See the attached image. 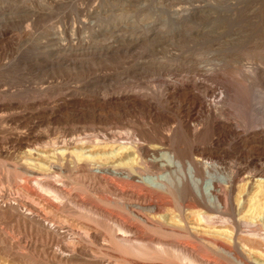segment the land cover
I'll return each instance as SVG.
<instances>
[{
  "label": "rangeland",
  "instance_id": "rangeland-1",
  "mask_svg": "<svg viewBox=\"0 0 264 264\" xmlns=\"http://www.w3.org/2000/svg\"><path fill=\"white\" fill-rule=\"evenodd\" d=\"M188 78L214 84L225 95L220 107L227 123L220 130L208 125L201 139L178 127L190 119L184 110L189 89L170 99V106L164 103L172 108L168 118L149 115L144 104L130 99L141 94L158 102L153 95L162 92L165 80ZM119 134L122 140L114 142ZM165 134L173 139L172 149L187 153L186 159L207 156L221 174H237L233 187L220 185V201L225 203L230 192L233 200L227 222L216 224L215 230L222 231L220 247L247 263L249 256L264 260L263 240L242 225L258 224L264 233V208L258 219L247 211L249 178L264 180V0H0L1 200L43 208L41 219L64 231L62 239L51 242L52 234L48 238L36 224L0 212V264H23L15 257L18 252L36 264H188L196 258L233 264L196 240L163 237L131 217L140 213L150 221L159 219L135 205L159 204L160 214L170 217L177 206L150 186L147 171H142L145 181L131 179L128 166L105 169L104 162L114 161L122 147L160 145ZM49 156L59 160L54 164L60 171L48 167ZM25 161L30 167L36 163L34 170L41 164L55 171L37 181L32 168L24 169ZM161 172L157 166L150 169V174ZM48 184L59 194L47 190ZM116 223L135 226L136 235L130 241L116 239ZM85 228L99 231L101 238L89 237ZM70 238L74 250L67 244ZM159 242L171 250L137 253L140 243ZM62 253L68 259H61Z\"/></svg>",
  "mask_w": 264,
  "mask_h": 264
},
{
  "label": "bare ground",
  "instance_id": "bare-ground-1",
  "mask_svg": "<svg viewBox=\"0 0 264 264\" xmlns=\"http://www.w3.org/2000/svg\"><path fill=\"white\" fill-rule=\"evenodd\" d=\"M163 89H164V91H163ZM183 89H189L188 94L187 95L185 94L187 96V97L185 96V98H186L185 100H189V103H187L184 110H185V113L187 115V119L188 118L191 119V123L188 122V120H190V119H188V120H185L186 122L184 121L185 122V123H183L184 125L182 124L181 126H178L182 131L186 132L193 139H197L200 137V135L202 133H205V132H203V130L207 129V127H209L208 125L213 126V128H215V129L220 130V128H221L220 124L222 125V123H227V122H225L226 120L222 119V117H221L224 115L225 110H224V108L220 107V104L223 103L225 95L223 93L222 94L217 93L216 92V85H214V84H208L207 82H205L203 80H198V79H193V78L192 79L188 78V79H184V80H182V79L171 80L170 79V80H165L163 82V88H162L161 93L158 92L159 94H157L155 92L156 95L155 94L154 95L152 94V95H153V98H155V100L156 99L158 100V102L160 101L163 104L164 103L169 104L170 99L175 100V98H177V96L180 93H182ZM190 89L191 90L196 89L199 91L201 89H203L202 90L203 93H193L195 90L192 92ZM203 94H204V96H201ZM207 96H209L210 98H207ZM130 99L132 101L144 104L145 107L147 108V111H148L147 113L149 115L154 114V116L155 115H157V116L161 115L162 116V115H165L166 113H169V111H172L171 107H170L171 109H168L171 103L169 104V106L168 105L165 106L166 104H164V107H163V106H160L157 101H156L157 103L156 102L153 103L151 98L149 99L148 96H145V95H143V96L141 94L139 96L133 95L130 97ZM115 100H117V99H115ZM103 101H104L103 103H107V100H103ZM172 102H173V100H172ZM181 105H179V107ZM180 108H182V107H180ZM176 111H177V109H176ZM166 116H167V114H166ZM166 116H164V117H166ZM168 116H167V118H168ZM182 122H179V123H182ZM172 125H174V124H172ZM175 127H176V125H175ZM169 128L172 130L171 127H169ZM175 130H176V128H174V130H172V131H175ZM176 131H175V133H176ZM129 134L130 133H128L127 137L131 138V136H129ZM115 135H117V134H115ZM165 135H167V134H165ZM125 137L126 136H124V138ZM162 138L160 139V141L158 140L160 145H158V144L152 145V143H151V145L150 144L147 145V144H140L137 142L139 145L138 144L136 146L134 145L135 149H133L131 147H122L120 152H119L120 156H118L114 161H112L110 163L107 161H106L107 163L103 161L106 164V165L103 164L105 166V169L106 168L111 169L114 167L117 168L116 166H119V167L120 166L121 167L128 166V168L130 167V169L132 170V173L130 175L131 179H134V178L139 176L140 179L146 181L147 177L142 174V171L143 172L147 171L148 175H150V177H148L149 178L148 180H150V181H148L150 183V186L162 192V194H163L162 196H164L163 200H165V197H166L167 199L172 198V200L177 202V206L175 208L173 207L174 210H173V214L171 217L168 214H166V212H164V214H166V215H164L162 212L160 214L161 210L158 211V209L159 208L162 209V208H161V205H159V204H155L152 206H146V207L145 206L142 207V206H138V205L134 206L137 209H141L142 211L149 213V215L151 214L153 216H158L159 219L156 218V220H158V221H156L153 218L156 222L152 221V219L150 221L148 218H146V216L145 217H142V215L139 216L140 213L132 214L131 211L130 212L128 211L129 213H131L133 215V216L131 215V217L132 218L134 217L135 219L140 221L141 224H143L144 226L150 227V229L152 228L154 231H156L157 234L159 233V234L163 235V237H167V238L168 237H170V238L171 237H176V238L182 237V238L189 239V240L190 239L196 240V241L202 243L207 248H209L211 251H214L216 254L218 253V254L224 255V257H226L230 263H233V264H264V260L262 258L253 257L252 259H250V256H249L250 254L249 255L247 254L249 256V259H250V260L248 259L249 263H247L243 259H241V258L239 259L238 255L235 256V254L232 251L227 250L223 247H220V239H221L220 234L222 233V231L221 230H215V229L217 228L216 226L218 224H219L218 226H220V223L224 224L227 222V219L225 218L226 217L225 216L226 211L233 204L231 192L229 193L230 197L228 196L229 198H228V200L225 201V203H222L220 201V185H224L225 187H230V186L233 187V182H234L237 174H234L233 176L221 174L219 171L218 165H216L215 163H211L210 161H207V156H206V160H204V158H202L201 156H199V158H197V159H194V157L192 158V155H190L191 156L190 159H186L185 156L187 153H182V152H180V150L176 151V150H174V148L173 149L171 148V146L172 147H174V146L172 145V142H171L172 138H171L170 134H168L167 137L165 136L164 139H162ZM120 139L122 140L121 135H120V138L119 137L117 139L115 138L114 142H117ZM200 139H201V137H200ZM155 143H157V142H155ZM177 143H178V141H177ZM17 144H18L19 149L20 148L21 149L23 148V150L25 149L24 148L25 146L23 143H17ZM15 148H17V147H15ZM25 151H27V150H25ZM27 152L29 153V151H27ZM137 152L138 153L143 152L146 155H150L151 158H149L147 160L146 159L144 160L142 158L139 159ZM30 153H32V152H30ZM32 154H34V153H32ZM32 154H30L31 155L30 157H32ZM183 154H185V156ZM81 155H83V154H81ZM49 158H50V156H49ZM51 159H55L54 156L48 160L50 163V166H48L49 163L47 166L51 169L54 168V169H56V170L58 169L60 171L61 168L59 167L60 168L59 169L54 164L57 160H55V162H54ZM86 159L87 158H85V160ZM88 159H89V161H91L93 158L92 159L88 158ZM101 159H102V157H101ZM112 159H114V158H112ZM46 160H47V158H46ZM94 161H95V159H94ZM116 162H118L117 165H115ZM28 163L26 162L25 165H27ZM97 163H99V162H97ZM32 164L33 163H31V165ZM35 164H33V167L32 166L30 167L29 166L30 164H28L27 166H25L27 168L24 167V169L25 170L28 169V170L32 171L31 169H29V168H32L33 169V171H32L33 174H31L32 177L34 179H36L37 181H39V180L41 181L42 180V178H40L41 175L46 174L49 169H48V167H45L44 165L42 166L40 164V169L37 170V168H36V170H34ZM155 166L159 167L162 172L150 174L151 167H155ZM36 167L39 168V166H36ZM54 171L55 170H51L48 173H50V172L52 173ZM32 172H30V173H32ZM119 173L122 174V172H119ZM254 176L250 177L249 181H248L250 191L248 193V198H247V203L250 202L248 204L249 207H248L247 211L251 212L250 215L254 216L253 219H255L256 216H258L260 214L263 215V213H261L263 211L260 212L259 209H260V207H261V209L264 208V202H263V199H264V193H263L264 180L261 178L260 179H254ZM44 179H46V178H44ZM37 184H38V186H40V185L42 186V184H39V183H37ZM54 184H48L46 189L49 190L50 192L51 191L57 192V188H56V186H54ZM227 184H228V186H226ZM4 197L5 196H3V194L0 193V212H1V214L3 213L2 215L5 214L7 217H9L11 219L13 217H16V219H17L16 221H21L24 224L30 223V226L33 224H36L38 229H40V231L41 230L45 231L48 234V238H49V234H52V236L50 235L52 237L51 242H53L54 240L58 241V240L62 239V234H60V233L64 232V231H62V229L58 230L56 228H59V227L58 226L55 227L54 226L55 224H50L51 222L48 223V222H46V220L44 221L41 219L40 214H41L43 208L36 207V205L35 206H29V207H24V206L19 207V205L17 206L15 202L12 203L9 198H8L9 200L8 199L5 201L1 200ZM170 200H169V202H170ZM84 201L85 200H82V199L80 200L79 206L81 207V209L85 208ZM166 202H167V200H166ZM21 205H22V203L20 204V206ZM231 208H233V207H231ZM157 212H159L158 213L159 215H156ZM250 215H249V217H250ZM192 217L198 218V220L200 221V222L199 221L198 222L200 224L198 222H197V224L194 223L195 221L194 222L192 221L193 220ZM258 218H259V216H258ZM258 218H256V219H258ZM238 219H239V217H238ZM262 220H264V219L262 218ZM241 221H242V218H241ZM244 222H247V221H244ZM247 223H249V222H247ZM247 223H244L242 225H244V227L246 226V228L248 229L247 231H248L249 235H252L253 237L258 236L259 237L258 239H261L264 242V233H261L259 231V230H261V229H259L260 226L257 224V226L259 227V228H257V226L256 225L254 226L253 223H251L250 225H248ZM252 224H253L254 228L249 229V228H251ZM81 225H83V224L81 223ZM116 225H117V227L115 228V233L113 234L116 239H119V240L124 239L126 241L127 240L130 241L129 237H133L136 235V232L134 231L135 226L128 224V223H125V224L116 223ZM202 225L204 226L203 228H201ZM261 227H262V225H261ZM241 228H243V227H241ZM85 229L87 230L85 232H87V235L89 237L93 236L96 239L99 237L101 238V236H102V235H100L99 231H97V230L96 231H92V230L88 231L89 228L88 229L85 228ZM262 230H263V228H262ZM60 236H61V238H60ZM63 236H65V235H63ZM232 238L233 237L228 238V239H231L233 245L236 248V251L239 252V254H240V252L244 254L245 251L243 252V250H242V249H244V247L242 246V248H241L240 247L241 245H239V243H237L235 241L236 239L235 238L232 239ZM74 243L75 242L70 238V241H68L67 244L69 247L73 248L75 245ZM143 244H146V243H140L139 244L140 247L138 245L139 249L137 250V253L141 256L142 255H149L151 252L157 253V254L158 253L164 254L168 250H171V249H169V247L166 246L167 244L164 245V244H161L160 242L157 245H153L152 243H150V244H152V246L143 245ZM11 248H12V246H11ZM74 249L75 248H73V250ZM150 256H151V254H150ZM15 257H17V259L23 264H30V263L36 264L37 263V261H35L36 259L34 260L33 258H31V256H29L26 253L24 254V253L18 252V254L15 255ZM65 257H66V259H68L69 256L62 253L61 259L65 258ZM246 258H248V257L246 256ZM66 262H68V261H66ZM101 264H104V263H101ZM188 264H206V263L201 261V260H198L196 258V260L191 259L188 262Z\"/></svg>",
  "mask_w": 264,
  "mask_h": 264
}]
</instances>
